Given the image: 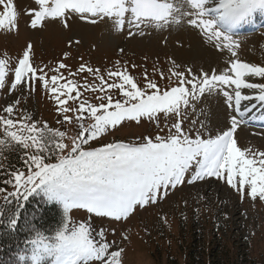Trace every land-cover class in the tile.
I'll list each match as a JSON object with an SVG mask.
<instances>
[{
	"label": "snow or ice",
	"instance_id": "1",
	"mask_svg": "<svg viewBox=\"0 0 264 264\" xmlns=\"http://www.w3.org/2000/svg\"><path fill=\"white\" fill-rule=\"evenodd\" d=\"M35 2L38 8L28 13L33 16V28L46 18L60 19L68 27L71 15L93 24L108 19L118 30L125 24L137 30L149 25L163 28L186 24L198 30L215 49L221 53L226 50L230 55L219 74L213 69L211 74L196 75L191 68L179 71L175 65L167 76L159 71L160 79L175 78L174 84L161 88L147 71L141 83L126 66L107 70L106 79L99 68L81 63L73 72L59 62L49 76L44 68L33 66L32 45H27L11 69L14 73L11 90L27 84L29 91H34L35 82H41L62 115L57 123H75L78 131L67 137L65 131L51 128L47 122L40 124L30 115L16 118L19 99L0 110V157L13 148L25 150L22 168L4 169L0 164V174L7 177L3 184L11 185L12 189L0 187V199L12 206L10 210L0 208V217H5L9 229L16 230L21 209L33 196H41L45 203L62 208V216L51 231L30 224L29 238L25 241L28 250L20 257L25 264H122L123 249L111 250L115 242H108L103 228L98 231L92 228L91 217L127 219L138 206L156 203L170 188L175 189L186 180L191 184L215 177L239 191L242 197L247 194L253 200L257 197L264 200V151L242 149L234 135L244 114L257 107L251 104L242 111V101L256 100L264 105V83L251 79H264V66L240 59V43L233 38L237 27L249 22L257 11L264 12V0ZM17 19L14 0H0V29H16ZM134 34L129 31L130 36ZM61 70H67L68 77ZM8 71L7 60L0 59V88L5 86ZM85 72L100 84L89 83L87 77L81 84L75 77ZM81 88L98 93L97 102L85 98ZM245 89L253 90V94H244ZM214 91L222 93L226 106L241 119L232 115L227 130L221 129L214 135L209 132L205 136L198 129L193 135L197 123L201 129L205 125L192 120V128L186 130L188 109L195 113L197 102L205 93ZM69 101L75 106L69 105ZM145 118L157 127L166 122L167 132L138 137L136 141L113 140L92 146V142L123 122L140 123ZM73 209L84 210L88 220H74L70 214Z\"/></svg>",
	"mask_w": 264,
	"mask_h": 264
},
{
	"label": "rangeland",
	"instance_id": "2",
	"mask_svg": "<svg viewBox=\"0 0 264 264\" xmlns=\"http://www.w3.org/2000/svg\"><path fill=\"white\" fill-rule=\"evenodd\" d=\"M18 27L11 31L0 29V59H6L9 71L5 86L0 88V110L19 99L15 110L16 118L30 115L31 119L51 128L65 131L67 137L74 136L78 129L73 124H58L62 115L57 112L58 105L44 90L41 82H35V90L29 91L27 84L11 90L14 80L12 68L22 57L27 45L31 43L30 60L34 67L44 68L49 76L59 62L65 63L73 72L84 63L99 68L105 75L109 69L127 67L138 81L143 83V73L147 71L151 79L156 80L161 88L171 81L160 79L159 71L165 76L169 70L186 71L188 68L196 75L201 72L217 74L227 66L229 53H221L203 37L198 30L186 24L165 26H142L141 30L125 24L118 30L111 20L105 19L93 24L81 20L78 15H71L68 27L60 19L46 18L35 28L31 26L33 16L30 9L38 8L35 0H14ZM129 31L135 33L129 35ZM141 31L143 34H141ZM234 39L240 43L239 58L245 62L264 66V30ZM69 41L72 43L69 44ZM79 41V43H76ZM123 49V51H121ZM65 53H68L65 56ZM174 62V63H173ZM132 65H136L135 68ZM47 66V67H45ZM154 69L156 71H154ZM68 77L67 70H61ZM100 84L98 79L87 72L75 78L84 83ZM252 82L264 83L260 77L251 78ZM111 82V81H109ZM81 92L87 93L83 88ZM244 94H253V90H244ZM98 93L91 94L96 101ZM245 106L256 104L257 107L244 117L260 114L264 105L259 101H242ZM69 105L75 106L69 101ZM71 115V113H69ZM236 115L228 108L222 93H205L197 102L195 113L188 109L185 129L192 128L191 121L203 122L198 129L205 136L213 135L230 126V117ZM238 118V116H237ZM239 119V118H238ZM166 122L159 127L146 118L140 123L125 121L121 126L106 133L92 142L100 146L113 140L136 141L138 137L165 134ZM238 146L250 148L253 152L264 151V128L241 122L235 132ZM65 142H68L67 138ZM8 190L11 189L8 187ZM3 202L0 199V204ZM74 220L87 221L84 210L73 209L70 213ZM91 226L98 231L105 230L108 242H115L111 250L123 249L122 264H253L251 261L264 262V200L249 195L243 197L224 180L205 177L203 180L178 185L169 189L168 194L144 207H137L127 218L114 220L108 217H91ZM126 237V238H125Z\"/></svg>",
	"mask_w": 264,
	"mask_h": 264
},
{
	"label": "trees",
	"instance_id": "3",
	"mask_svg": "<svg viewBox=\"0 0 264 264\" xmlns=\"http://www.w3.org/2000/svg\"><path fill=\"white\" fill-rule=\"evenodd\" d=\"M86 92L84 97L96 103L97 101L91 100V94L94 92ZM113 95H116L115 90H113ZM24 151L22 148L6 150L3 157H0V164L4 166V169H9L10 166L12 168H22L23 161L21 157ZM6 178V175L0 174V187H10V185L3 184V180ZM14 204L15 201H13ZM11 207V205H5L4 201L0 204V208L7 210H10ZM61 216L62 208L59 205L53 206L45 203L41 196H33L25 202V207L21 209V217L18 220L16 230L9 229L5 217H0V221H3V223H0V264H25V261L21 260L20 257L28 250L25 241L29 238L30 224L34 223L41 230L51 231L57 226ZM251 262L253 264H264L263 261L252 260Z\"/></svg>",
	"mask_w": 264,
	"mask_h": 264
},
{
	"label": "bare ground",
	"instance_id": "4",
	"mask_svg": "<svg viewBox=\"0 0 264 264\" xmlns=\"http://www.w3.org/2000/svg\"><path fill=\"white\" fill-rule=\"evenodd\" d=\"M258 112H262V109H259Z\"/></svg>",
	"mask_w": 264,
	"mask_h": 264
}]
</instances>
